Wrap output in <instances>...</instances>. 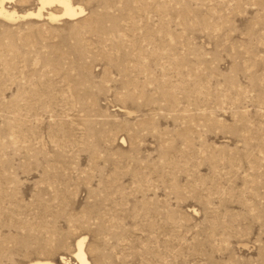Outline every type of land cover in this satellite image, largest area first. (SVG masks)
<instances>
[{
	"label": "rangeland",
	"instance_id": "374dc122",
	"mask_svg": "<svg viewBox=\"0 0 264 264\" xmlns=\"http://www.w3.org/2000/svg\"><path fill=\"white\" fill-rule=\"evenodd\" d=\"M71 2L0 17V264H264V0Z\"/></svg>",
	"mask_w": 264,
	"mask_h": 264
},
{
	"label": "bare ground",
	"instance_id": "6f19581e",
	"mask_svg": "<svg viewBox=\"0 0 264 264\" xmlns=\"http://www.w3.org/2000/svg\"><path fill=\"white\" fill-rule=\"evenodd\" d=\"M7 1L10 0H0V17L8 20H12L15 18V13L7 10L5 6V2ZM38 2L40 6H38L39 9L37 12H27L26 14L22 15V17L40 18L43 16L42 11L54 5H58L62 7L63 10L60 15L57 14L55 15L51 12H48V16L51 20H56L59 17L67 18V19H75L84 13L83 8L76 7L75 5L72 4L71 0H38ZM85 242H86V237H81L77 242V252L73 254L74 257L78 260L79 264H90L85 253ZM60 260L62 264H69L68 259L65 257H61ZM34 264H53V263L49 261H37Z\"/></svg>",
	"mask_w": 264,
	"mask_h": 264
}]
</instances>
